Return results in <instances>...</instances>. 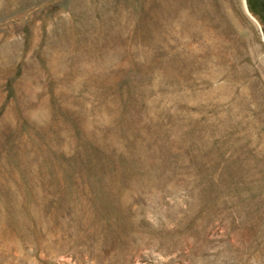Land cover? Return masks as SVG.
Returning a JSON list of instances; mask_svg holds the SVG:
<instances>
[{
	"label": "rangeland",
	"instance_id": "rangeland-1",
	"mask_svg": "<svg viewBox=\"0 0 264 264\" xmlns=\"http://www.w3.org/2000/svg\"><path fill=\"white\" fill-rule=\"evenodd\" d=\"M0 264H264L246 0H0Z\"/></svg>",
	"mask_w": 264,
	"mask_h": 264
},
{
	"label": "water",
	"instance_id": "water-1",
	"mask_svg": "<svg viewBox=\"0 0 264 264\" xmlns=\"http://www.w3.org/2000/svg\"><path fill=\"white\" fill-rule=\"evenodd\" d=\"M257 3L259 5V12L260 14L254 12L249 4V0H246V5L252 14V16L262 25V29L264 31V0H257Z\"/></svg>",
	"mask_w": 264,
	"mask_h": 264
},
{
	"label": "flooded vegetation",
	"instance_id": "flooded-vegetation-1",
	"mask_svg": "<svg viewBox=\"0 0 264 264\" xmlns=\"http://www.w3.org/2000/svg\"><path fill=\"white\" fill-rule=\"evenodd\" d=\"M249 4H250L251 9L254 12L260 14V12H259V5L257 3V0H249Z\"/></svg>",
	"mask_w": 264,
	"mask_h": 264
}]
</instances>
